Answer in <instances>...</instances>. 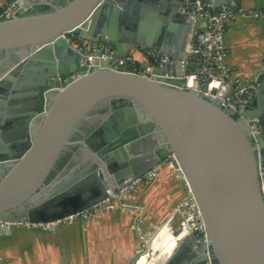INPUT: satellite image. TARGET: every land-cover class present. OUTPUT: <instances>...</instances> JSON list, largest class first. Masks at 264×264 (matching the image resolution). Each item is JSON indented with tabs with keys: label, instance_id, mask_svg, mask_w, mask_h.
Segmentation results:
<instances>
[{
	"label": "water",
	"instance_id": "water-1",
	"mask_svg": "<svg viewBox=\"0 0 264 264\" xmlns=\"http://www.w3.org/2000/svg\"><path fill=\"white\" fill-rule=\"evenodd\" d=\"M26 1L29 9L0 20V221L44 225L79 214L174 153L206 238L194 228L163 264H264L257 159L264 111H251L264 92V68L253 76L259 86L246 111L262 131L257 146L246 121L186 88L191 70L164 64L149 78L117 70L110 59L94 56L91 62L93 53L77 48L107 42L119 58L127 55L128 42L160 56L159 45L172 41L163 37L167 17L181 16V61L193 31L192 18L182 11L185 0ZM213 5L241 8L237 0ZM69 151L70 162L60 166ZM179 182L184 188L185 180ZM11 237L0 230V240Z\"/></svg>",
	"mask_w": 264,
	"mask_h": 264
},
{
	"label": "crops",
	"instance_id": "crops-1",
	"mask_svg": "<svg viewBox=\"0 0 264 264\" xmlns=\"http://www.w3.org/2000/svg\"><path fill=\"white\" fill-rule=\"evenodd\" d=\"M237 2L241 9L259 14L239 17L225 32L226 62L231 68L233 78L245 81L253 78L256 71L264 68V0H237ZM6 4L7 0H0V9ZM181 20V16L176 19L172 16L167 17L163 37L170 39L171 36L172 41L159 45L158 52H161V55L169 54L173 59L180 57L183 50L181 29L185 24ZM124 46L127 55L133 56L143 66L150 63L151 53L157 56L155 51L140 44H134L132 47L128 42H124ZM163 49L166 51L162 52ZM186 55L187 51L185 57ZM159 69L160 67H154L155 72H159ZM257 91L258 88L255 93ZM251 111L254 113L264 111V92L257 98L256 104L251 105ZM170 170H172L171 166H163L152 184H140L133 195L134 200L144 206L148 227L158 226V222L172 213L183 193L180 179L171 175ZM132 219V215L124 212L123 209H114L99 219L83 223L70 219L65 222L66 224L62 223L60 229L50 236L22 232L17 242L12 243V238L1 239L0 264H63L66 258L68 264H129L141 242V239L135 238L136 230L131 227ZM17 229H12L10 234L13 235ZM151 229L153 226L144 234L150 247L154 239L166 228L159 230V234L154 237L153 234L151 235ZM44 232L51 234V231ZM150 236L154 239H150ZM164 242L158 241L156 250H159ZM177 244L172 250L165 251L163 258L157 264H163Z\"/></svg>",
	"mask_w": 264,
	"mask_h": 264
},
{
	"label": "built area",
	"instance_id": "built-area-1",
	"mask_svg": "<svg viewBox=\"0 0 264 264\" xmlns=\"http://www.w3.org/2000/svg\"><path fill=\"white\" fill-rule=\"evenodd\" d=\"M213 1L214 0L184 1L182 11L192 18L193 31L186 47L187 55L181 61L171 59L166 55L156 56L154 53H151L150 63L143 66L131 55L115 58V49L107 42H99L98 44L86 42V47H82L79 44L77 48L79 50L86 49L91 51L93 54L87 56V60L91 62L94 56L102 59H110L113 67L117 70L132 72L149 78H152L156 74L154 70L155 66L160 67L164 64H170L172 67L181 66L188 71L191 70V73L187 72L186 74V88L200 91L211 101H219L222 107L233 112L236 118L246 121L254 143L259 146L260 134L262 131L256 120L246 115L251 98L258 88V84L253 78L246 79L245 81L233 78L231 68L226 62L227 48L225 45V32L229 26L234 24L239 17H250L259 14L241 8L238 9L235 5H223L219 8H215ZM21 8L26 10L29 8V4L26 0H7L6 6L0 9V20L16 16ZM224 85L228 87L224 90V94H222L220 90ZM257 159L261 191L264 196V148H258ZM174 161H177V157L174 153H171L163 162H167L164 164L170 166ZM171 168L177 178L186 179L184 172L180 173L181 170L178 172L173 166ZM157 171L158 167H154L135 183L121 190L118 194L110 196L93 208L103 203H105V205L108 204L113 197L118 198L125 196L135 184L142 182L144 177H147V181L154 178L157 175ZM185 190L191 192L187 180ZM185 200L186 201L183 203L189 206L187 218L192 221L194 217L197 218L196 221L192 222L195 224V228L198 231L197 235L200 234V236L198 235L199 238H206V230L197 201L193 196L187 195L185 196ZM196 208H198V212ZM88 210L76 215H80ZM97 213V217H100L99 214L101 212L97 211ZM11 224L14 223L0 221V230L11 231ZM33 226L46 227L47 225L34 224Z\"/></svg>",
	"mask_w": 264,
	"mask_h": 264
},
{
	"label": "rangeland",
	"instance_id": "rangeland-1",
	"mask_svg": "<svg viewBox=\"0 0 264 264\" xmlns=\"http://www.w3.org/2000/svg\"><path fill=\"white\" fill-rule=\"evenodd\" d=\"M167 163V162H162V164ZM168 165V164H167ZM166 164L161 165V167H167ZM161 169L158 168L157 171V175L152 178L150 181H147V177L143 178L142 182H138L137 184H135L132 189H130V191H128L126 193L125 196L122 197H113V199H111L109 201L108 204L105 205V203L96 206V208L93 209H89L88 211L80 214V215H75V219H77L80 222H87V221H91L94 220L98 213L101 212L102 214H99V216L103 217L105 213L111 212L114 209H118L120 207H125L123 208L124 212L131 214L132 215V221H131V227H133V229L136 230V234H135V238L140 240L142 239V237L144 236V234L147 232L148 228L150 229V227L153 226V229H151L150 231L152 232L151 235L153 234V237L157 234H159V230H161L162 228L165 229L166 226L169 227L170 222L173 221L174 218H182L184 219L185 217H188L189 214V206L187 204H184L183 202H185V196H186V190L185 187L182 188L183 189V193L181 195V198L179 199V202L175 204L174 206V211H172V213L168 214V216H166L163 220H161L160 222H158V226L157 225H151L148 227V225L146 224V216L147 213L146 211H144V206L141 203H137L136 200H134V193L135 190L140 186V184H152L155 179L158 177L159 173H160ZM170 174L174 175L173 171L170 170ZM176 177V176H175ZM125 205V206H124ZM173 215H177V216H173ZM197 218L194 217L193 221H196ZM192 220H188V222L192 223ZM4 222V221H3ZM65 223V222H63ZM26 224V223H25ZM66 224V223H65ZM34 228H39L40 226H33ZM14 228H18V225L16 223L11 224V230ZM6 232H10V231H6ZM200 236V234H198ZM150 239H153L152 236H150ZM146 246V244H144ZM22 250V249H21ZM32 251V249H31ZM137 253V252H136ZM135 253V254H136ZM134 254V255H135Z\"/></svg>",
	"mask_w": 264,
	"mask_h": 264
},
{
	"label": "bare ground",
	"instance_id": "bare-ground-1",
	"mask_svg": "<svg viewBox=\"0 0 264 264\" xmlns=\"http://www.w3.org/2000/svg\"><path fill=\"white\" fill-rule=\"evenodd\" d=\"M161 165H164V164H161ZM161 165L158 166L159 169L162 168ZM170 166L171 167L173 166V168L176 169L178 172H180V170H181L180 173H183V169L177 161L172 162V164H170ZM183 180H185L184 185L186 186V179H183ZM189 193L190 192L186 191L187 196H190ZM113 195H114L113 193L110 194V196H113ZM125 207L122 206L118 209H123ZM196 210L198 212V208H196ZM100 214H102V213H100ZM70 219H74L75 221H78L77 219H75V216L73 215V216H69L65 219L52 222V223H46L47 226L40 228V229H34V227H32V225H29L27 223L26 224L25 223L24 224L16 223L18 225V229L16 230V232L11 237L12 243L17 242L18 239L21 238L20 235L22 232L39 233L42 235H49L50 236L53 234L54 231L57 232L60 229V225L63 222H68ZM63 220H65V221H63ZM188 220H189V218H187V217H185L184 219L177 218V217L174 218L173 221L170 222L169 227L166 226V229L163 232H161V234H159L157 238H155V239L153 238L154 241L152 242L151 247H150V244L147 242V237L143 236L141 239V242L139 244V249L136 251V252H140V254H141V256L138 258L137 263L138 264H155V263L157 264L161 260V258H163L162 255L165 251H170V249L172 250L174 248V246L176 245V243H178V241L184 235L188 234L189 232H191L195 228V224L188 222ZM45 230L51 231V234L45 233L44 232ZM160 240H163L165 242L160 247V249L158 248L159 250H156V244ZM142 244H146L144 249L142 247L143 246ZM149 250H150V252H149Z\"/></svg>",
	"mask_w": 264,
	"mask_h": 264
},
{
	"label": "flooded vegetation",
	"instance_id": "flooded-vegetation-1",
	"mask_svg": "<svg viewBox=\"0 0 264 264\" xmlns=\"http://www.w3.org/2000/svg\"><path fill=\"white\" fill-rule=\"evenodd\" d=\"M0 57L3 58L4 55H0ZM100 120H101L100 117L99 118H96L95 120L91 121L86 126H84L83 127V131L81 132V134H80L79 137L80 138H83L84 136H86L87 134H89L96 127V125L100 122ZM73 150H75V147L73 148ZM72 156H73V152L69 151L68 153H66L63 156L62 160L60 161V166H64L65 164H67L68 162H70Z\"/></svg>",
	"mask_w": 264,
	"mask_h": 264
},
{
	"label": "trees",
	"instance_id": "trees-1",
	"mask_svg": "<svg viewBox=\"0 0 264 264\" xmlns=\"http://www.w3.org/2000/svg\"><path fill=\"white\" fill-rule=\"evenodd\" d=\"M47 7H42L41 9H46Z\"/></svg>",
	"mask_w": 264,
	"mask_h": 264
}]
</instances>
